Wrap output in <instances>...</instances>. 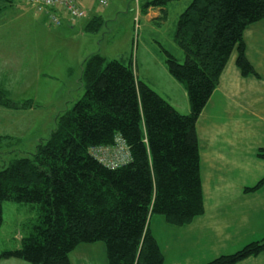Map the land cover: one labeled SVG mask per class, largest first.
I'll return each instance as SVG.
<instances>
[{
    "label": "trees",
    "instance_id": "obj_1",
    "mask_svg": "<svg viewBox=\"0 0 264 264\" xmlns=\"http://www.w3.org/2000/svg\"><path fill=\"white\" fill-rule=\"evenodd\" d=\"M174 1L152 0L145 6L160 8L166 20ZM262 20L264 0H193L182 12L174 41L184 51V62L163 51L170 74L187 89L189 114L140 80L132 56H88L80 78L83 96L58 114L51 134L31 157L13 158L0 169V230L5 201L37 211L21 246L0 258L71 264L78 245L103 242L108 264H164L150 219L161 215L182 226L204 214L197 122L235 51L242 75L259 77L246 55L244 33ZM104 24L97 16L86 30L99 31ZM5 94L0 83V106L33 104L15 103ZM118 136L131 159L109 168L90 148L113 146ZM258 157L264 159V149ZM263 185L264 178L246 191ZM263 250L264 239L207 264H237Z\"/></svg>",
    "mask_w": 264,
    "mask_h": 264
},
{
    "label": "rangeland",
    "instance_id": "obj_2",
    "mask_svg": "<svg viewBox=\"0 0 264 264\" xmlns=\"http://www.w3.org/2000/svg\"><path fill=\"white\" fill-rule=\"evenodd\" d=\"M11 1L0 0V8L3 9L0 16V83L6 97L15 103L31 99L35 106L32 111L35 112L29 117L14 107L0 106V169L13 158L31 157L39 143L36 141L45 140L51 134L56 116L71 109L83 96L85 87L81 83L78 86L76 77L75 91L70 96L68 84L63 78L66 71H62V67L67 69L64 66L66 62L74 69L75 76L77 72L81 76L82 65L92 54H101L108 60L119 59L123 55L132 56L140 80L148 83L179 110L191 108L187 89L166 66L163 49L184 62V51L174 41L175 27L180 12L193 0L170 2L169 15L164 23L159 20L148 22L143 16H135L138 6L145 7L149 0H109L106 7L90 0L83 5L87 16L72 19L76 27L74 30L69 27L67 31L56 30L53 26H39L33 19L42 21V17L34 14L36 12L27 0ZM60 14L61 18L67 16L65 12ZM94 16L101 17L105 24L99 31H84V25ZM125 51L128 52L124 54ZM34 57L42 60V67L48 68L45 71L48 78H31L28 82L30 72L27 66L35 67ZM3 217L0 255L21 246L22 237L29 233L37 211L28 204L5 201ZM102 244L97 242V245ZM90 252L94 259L104 258L101 250L90 249ZM69 258L73 264V252ZM11 260L0 258V264H30L25 260Z\"/></svg>",
    "mask_w": 264,
    "mask_h": 264
},
{
    "label": "crops",
    "instance_id": "obj_3",
    "mask_svg": "<svg viewBox=\"0 0 264 264\" xmlns=\"http://www.w3.org/2000/svg\"><path fill=\"white\" fill-rule=\"evenodd\" d=\"M87 1L90 2L84 0L82 5ZM142 6L140 4L135 10V16H143L148 22L159 20L164 23L167 20L162 19L160 8ZM167 11L169 15L168 7ZM34 14L42 17V21L33 19L39 26H53L45 15ZM71 21L64 16L62 24L52 28L67 31L71 27L74 30L76 26ZM244 39L246 55L259 77L242 75L235 51L197 122L204 214L182 226L168 223L161 215H153L150 219V229L162 250L164 264H207L264 239V185L255 191H246L264 178V159L258 157L259 149H264V20L250 25ZM32 61L35 67L27 66L28 82L31 78H48L45 72L48 68L42 67V60L34 57ZM68 64L65 63L67 69L62 67V71H66L63 78L71 96L75 91L74 78L80 86L81 76L78 72V77L75 76L74 69ZM27 100L32 101H24ZM34 107L32 104L26 110H16L30 117L35 112L32 111ZM174 107L178 109L176 105ZM178 111L189 114L191 108ZM80 246L73 251V264H97L98 261V264H108L104 244ZM90 249L101 250L104 258L94 259ZM237 264H264V250Z\"/></svg>",
    "mask_w": 264,
    "mask_h": 264
},
{
    "label": "built area",
    "instance_id": "obj_4",
    "mask_svg": "<svg viewBox=\"0 0 264 264\" xmlns=\"http://www.w3.org/2000/svg\"><path fill=\"white\" fill-rule=\"evenodd\" d=\"M84 0H27L29 6L38 14L45 15L53 26L63 22L60 12H65L71 19H82L87 16L83 8ZM98 5L106 7L109 0H93ZM91 154L109 168H117L131 159L125 140L118 136L113 146L91 147Z\"/></svg>",
    "mask_w": 264,
    "mask_h": 264
}]
</instances>
